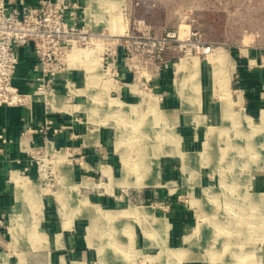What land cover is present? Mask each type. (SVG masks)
<instances>
[{"label": "rangeland", "instance_id": "rangeland-1", "mask_svg": "<svg viewBox=\"0 0 264 264\" xmlns=\"http://www.w3.org/2000/svg\"><path fill=\"white\" fill-rule=\"evenodd\" d=\"M117 2L87 17L121 48L86 51L75 111L22 136L0 264H264V0Z\"/></svg>", "mask_w": 264, "mask_h": 264}, {"label": "built area", "instance_id": "built-area-1", "mask_svg": "<svg viewBox=\"0 0 264 264\" xmlns=\"http://www.w3.org/2000/svg\"><path fill=\"white\" fill-rule=\"evenodd\" d=\"M88 15L80 0H0V104L30 110L39 102L47 116L75 111L73 101L82 95L86 75L79 84L68 74L83 68L82 57L98 41L121 48L122 35L104 41L107 35L91 27ZM24 46H31L36 59L32 89L27 92L14 82L17 50ZM43 121L51 122L46 117ZM8 141L0 132V151Z\"/></svg>", "mask_w": 264, "mask_h": 264}, {"label": "crops", "instance_id": "crops-1", "mask_svg": "<svg viewBox=\"0 0 264 264\" xmlns=\"http://www.w3.org/2000/svg\"><path fill=\"white\" fill-rule=\"evenodd\" d=\"M13 1L14 0H11V2ZM25 1L34 3L36 0ZM80 2L81 5L85 7L86 13L87 10L90 9H102L93 2L92 4L88 3L87 0H80ZM17 55L19 63L14 82L21 91L27 92L32 89L36 74L34 70L36 59L31 46L18 48ZM68 76L77 80L79 84H82L84 81L80 71H74L68 74ZM42 120L43 107L39 102L33 103L30 110L24 106L0 104V132L9 139V141L3 145V150L0 151V245L5 239L12 237L9 234V227L12 223L17 225L16 227L24 223L23 220H21L23 216V207L25 206L24 202L31 198L26 195V192L33 186L28 183L27 180L25 181L26 178L18 174L25 164L26 158V154L23 151L24 142L22 141V136L25 134L28 127H36ZM35 139L37 140V137H35ZM185 161L188 164L189 159L185 158ZM164 168L167 176L172 177L174 175L171 169L172 167L169 166V162L164 164ZM66 172L70 174L67 169ZM34 184L37 187V184ZM37 190L42 191L38 187ZM40 195L41 192L39 198ZM20 232L16 244L20 239H24Z\"/></svg>", "mask_w": 264, "mask_h": 264}, {"label": "bare ground", "instance_id": "bare-ground-1", "mask_svg": "<svg viewBox=\"0 0 264 264\" xmlns=\"http://www.w3.org/2000/svg\"><path fill=\"white\" fill-rule=\"evenodd\" d=\"M117 1L118 0H87V2L90 3V4H92V2H93L95 5H97L99 7H102V8H107V9L112 8L113 6L117 5V3H118ZM110 19H109L108 22L115 24V17H111ZM113 28H115V27H113ZM187 66H190L191 68H195L196 67V59H195V57H193L191 59H188V60L180 61V63L178 64V67L180 69L184 68V67H187ZM141 182H142V178L138 179L135 183H137L139 185V184H141ZM134 209H138V208L134 207ZM262 224L264 225V219L262 220ZM15 231H16V225L12 223L11 226L9 227V234L11 236H14ZM229 263L235 264L236 261L229 262ZM225 264H228V262H225Z\"/></svg>", "mask_w": 264, "mask_h": 264}]
</instances>
